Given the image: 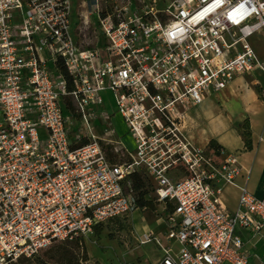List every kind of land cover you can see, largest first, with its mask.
I'll use <instances>...</instances> for the list:
<instances>
[{"label": "built area", "instance_id": "built-area-1", "mask_svg": "<svg viewBox=\"0 0 264 264\" xmlns=\"http://www.w3.org/2000/svg\"><path fill=\"white\" fill-rule=\"evenodd\" d=\"M92 1L73 25L71 0H0V264L139 213L133 175L163 228L140 242L160 251L155 264H264L245 248L264 230L249 169L187 127L205 100L264 75V0Z\"/></svg>", "mask_w": 264, "mask_h": 264}, {"label": "rangeland", "instance_id": "rangeland-1", "mask_svg": "<svg viewBox=\"0 0 264 264\" xmlns=\"http://www.w3.org/2000/svg\"><path fill=\"white\" fill-rule=\"evenodd\" d=\"M171 0H155V8L162 10L164 6ZM127 0H113V7L125 5ZM92 0H71L73 25L80 24L86 13V8H91ZM103 4V3H102ZM103 7L105 5L103 4ZM134 10V7L132 8ZM90 27L98 31L97 44L102 45L104 42L103 35L99 31L98 19L94 13L89 17ZM84 27V26H83ZM263 51L264 56V41ZM94 45V40L85 39L83 45ZM261 89V93L257 89ZM264 75L256 73L254 75H246L244 79H240L233 83L224 93L211 97L213 103L209 105L206 113L202 115L203 119L209 118L210 114L222 117L221 127L225 125L226 129H236L241 137L250 134L251 145L245 151L251 156L250 164L257 165L256 157L264 160V151L262 148L257 152V135L264 130ZM248 105L251 109L257 111L263 110L256 116L251 110H245ZM112 109V106H110ZM193 111L190 112V120L193 117ZM254 115V116H253ZM205 123V122H204ZM115 130L118 134L124 132L123 124L119 119H114ZM223 128V130L225 129ZM199 144V143H198ZM235 145V142H233ZM237 144V143H236ZM201 145V144H199ZM202 146V145H201ZM264 147V145H263ZM225 153V149H223ZM228 154V153H227ZM237 156V153H232ZM255 174V173H254ZM256 175V174H255ZM261 186L264 181L263 172ZM254 177V175H253ZM252 177V179H253ZM252 181V180H251ZM252 184V185H251ZM253 187V182L249 184V188ZM263 188V187H262ZM152 193L150 189V194ZM224 195L228 201L229 209L234 208L238 192L235 188L227 187ZM155 212V211H154ZM148 210H141L138 215L140 217L126 218L118 223L110 222L104 224L94 231V235L90 236L83 242L87 260L84 264H155L160 257V251L153 245H142L140 242L144 239L147 232H156V215ZM264 235V234H263ZM263 259L264 260V253ZM81 259V251L72 244L58 243L52 245L47 250L42 251L36 258L29 260H20L16 264H76Z\"/></svg>", "mask_w": 264, "mask_h": 264}, {"label": "crops", "instance_id": "crops-1", "mask_svg": "<svg viewBox=\"0 0 264 264\" xmlns=\"http://www.w3.org/2000/svg\"><path fill=\"white\" fill-rule=\"evenodd\" d=\"M259 74H261V73H259ZM261 75H263V74H261ZM240 79H244V77L237 79L235 82H237ZM212 103H213V101L211 99H207L204 101V103L200 107H198L197 109H194L193 117H192L191 121H188V125H187L188 132H189L191 138L193 139V141L195 143L201 144L202 146L198 144L200 147H208V143L211 140H214L223 149H225V151L228 154L237 153L239 162L243 165V167L245 169H247V170L249 169V171H250V175H249L248 182H247L248 189L250 190L251 193L255 194L256 196H258L260 198H264V189L261 186L262 177H263L262 174L264 172V160L256 157V161L258 162L257 165L253 166L252 164L249 163L251 160V156L249 155V152L245 151L246 148L244 147V142H243L242 137L239 135L237 130L234 128H232V129L227 128L226 129L225 125H223V127H221L222 117H220L219 115L210 114L209 118L206 119V121L203 119L202 115L206 113L207 108ZM262 108H260L258 110V113H257V111H255L253 108L250 109L248 107V105H246L244 107L245 110L246 109L251 110L255 116L257 114H260V112L263 110ZM223 128H225V129L223 130ZM260 136L263 137L262 143H258V139ZM251 138L253 139L254 137H251ZM233 142H235V145L233 144ZM257 145H258L257 152H259L261 148H262V151H264V147H263V145H264V130L261 134L257 135ZM253 175H254V177H253ZM252 177H253V179H252ZM244 182H246V177L242 173V176L237 180V183H238V185H243ZM252 182H253V187L250 189L249 184ZM232 188H234V187H232ZM236 190H237L238 196H239V191H238V189H236ZM238 196L236 198L235 206H236V203L238 200ZM222 201H223L225 207L229 211H232L235 208V206H234V208L229 209L228 201L224 195V192H223ZM157 223L158 222L156 221V224ZM161 229H163L162 224L161 225L157 224V229L155 231L159 232ZM156 232H154V233H156ZM263 234H264V230L259 235L254 236V237H252L248 233H245V235H244L245 248H246L248 254L251 255L253 263H257L258 260L263 259V255H262L264 253V235ZM262 261L264 262V260H262Z\"/></svg>", "mask_w": 264, "mask_h": 264}, {"label": "trees", "instance_id": "trees-1", "mask_svg": "<svg viewBox=\"0 0 264 264\" xmlns=\"http://www.w3.org/2000/svg\"><path fill=\"white\" fill-rule=\"evenodd\" d=\"M257 92L261 93V89L260 88L257 89ZM250 138H251V136L248 133H247V135H244L242 137L243 142H244V147L246 149L250 148V145H251ZM208 148L213 149L216 153H218L220 150H223V148L214 140H211L208 143ZM107 156H108L109 160L113 163L123 162L125 160V159L121 158L119 155L113 154V153H107ZM132 180H133V186H134L135 193H136L137 200H138L137 201L138 208L140 210H148L150 212H154L156 210V206L152 203V201L146 200L144 198V196H146L150 192V188L148 187V185L145 183V181L139 175H133ZM122 220H125V219H122ZM119 221H120L119 219H116L112 222L118 223ZM96 229H95V232H96ZM64 244H66V243H64ZM68 244H72L77 249H79L81 251V259L80 260L82 262L83 261L86 262L87 256H86V252H85L83 243H80L79 241H75V242L68 243ZM76 264H79V263H76Z\"/></svg>", "mask_w": 264, "mask_h": 264}, {"label": "bare ground", "instance_id": "bare-ground-1", "mask_svg": "<svg viewBox=\"0 0 264 264\" xmlns=\"http://www.w3.org/2000/svg\"><path fill=\"white\" fill-rule=\"evenodd\" d=\"M133 216L137 219V217H140V214L138 215V212H135Z\"/></svg>", "mask_w": 264, "mask_h": 264}]
</instances>
